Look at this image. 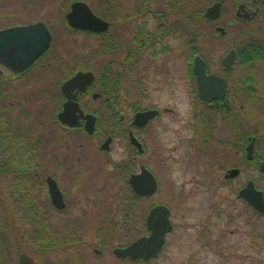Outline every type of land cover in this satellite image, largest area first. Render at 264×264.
Returning <instances> with one entry per match:
<instances>
[{
  "label": "rangeland",
  "instance_id": "1",
  "mask_svg": "<svg viewBox=\"0 0 264 264\" xmlns=\"http://www.w3.org/2000/svg\"><path fill=\"white\" fill-rule=\"evenodd\" d=\"M11 1L13 3L9 5L12 8L9 7L3 11L17 12L19 17L18 19L0 20L1 26L11 25L14 22L23 23L27 21V16L30 20L45 21L55 33L54 43L59 41V45L57 42L56 45L59 46L62 58L67 53V49L71 52L72 48H77L85 54L96 46L97 40L94 36L73 34L74 38L64 26L66 25L65 14L70 10V4L75 0H30V9L27 11L26 9L20 10V8L16 10L22 5V0ZM84 1L95 6L93 0ZM33 6L36 8L33 9ZM212 29V24L208 25L200 18L195 20V27L191 32L202 33L196 34V46L216 64L215 62L225 52L226 44L222 40L211 39L209 33L213 31ZM86 38L89 41L85 44ZM210 41L213 43H209ZM60 44H66L67 49ZM185 45H187L186 40L182 38V34H179L178 56L173 63H170L172 70L168 74L165 71L162 73L155 71V74L153 70H150L146 81L147 97L144 100L140 99L141 104L146 106L153 104L167 109L177 107V113H165L161 120L154 122L151 129H147L145 141L148 150L144 155L138 156L136 160L137 163H141L143 159L146 160L145 163L156 175L159 180L157 193L144 200L137 199L134 203L135 209H130L126 213L123 208L129 206L128 202L131 195L133 196V192L129 191L127 184L129 174L117 170L116 166L130 160L128 136L117 135L112 143V150L105 152L99 149V142L102 139L100 135L83 138L80 135L82 132L68 134L57 125V122L51 120L55 137L47 138V142L44 143L46 146L42 145L44 149H42L44 152L40 158L42 170L34 173L41 176L38 179V182L41 183V188L38 186L39 195L44 201L43 204L47 206L46 210L50 213L52 223L74 226L77 238L72 241L73 243L71 238L67 239L68 243L63 247L60 245L54 249L41 251L30 235H22L21 239L15 237L12 242V254L9 257L11 263L17 264L19 254L22 252L31 255L35 260L34 264L252 263V260H246L243 257V254L250 253L249 242L246 241L244 234L237 236L234 241L236 236L228 234L229 229L227 228L225 239H221L222 228L214 224L219 222V219L214 222L213 218H208L210 205L217 203L219 199L235 198L234 193L231 195L230 185L223 182L225 178L224 165L231 162L230 146L234 143L237 130L235 120H232L230 126L225 123L223 114L220 113L222 115L216 118V123L210 126L211 129L203 132L206 131V129L203 130L204 124H199V119L194 116L200 111L201 105L196 88L194 90L191 85L193 81L189 74L186 54H182L181 51L182 46ZM52 59L51 56L50 60ZM88 60V68L95 71L98 67L97 64L91 59ZM151 67L155 69L156 65ZM136 76L133 72L130 77ZM47 78H53L50 68L46 70L38 66L30 74V124L38 122V118L43 116L45 132L51 127H47L49 114L42 110V107L47 105L45 104L46 100L35 99V93L40 91L38 87L57 82L54 81L56 78L51 81ZM232 84L235 83L232 82ZM129 86L131 87V85ZM259 86L258 96L260 99L258 100L260 101H254L244 109L245 113L242 118L246 122L242 129V139L245 144L246 138L250 136L249 132H256L261 137L260 141L264 148V76ZM133 89L130 95L131 101L128 102L125 97L119 101L121 109L126 107L130 110L128 103L136 106L134 102L136 101L135 90L133 91ZM86 100L90 101L87 98L83 99V101ZM15 102L18 100L15 99ZM42 103L44 104L42 105ZM90 105L94 106L91 102ZM16 107L14 104V110ZM53 111L54 109H47L48 113ZM41 129L43 130V128ZM206 137L209 138L207 142ZM202 149H204L205 157H198L197 153L201 154ZM95 152L97 155L94 154ZM259 153L264 154V149L261 148ZM225 156H227V160L223 161ZM137 169L139 170V165L136 169L132 168L133 171ZM251 171L250 166L244 167L242 176L235 180L233 186L242 183L251 174L264 185V174L260 171L257 173ZM47 175H53L69 195L67 196L69 208L65 212L55 210L49 203V193L46 190L48 187L45 184ZM93 197L97 201V208L95 205H86L87 201L94 200ZM108 197L111 198L107 200ZM155 203L169 205L173 211L171 218L173 222L177 223V228L166 236L165 253L150 261L139 262L116 257L113 253L116 246L126 245L146 234L147 229L149 231L148 225L145 224L146 217ZM104 209L109 215L105 214L106 221L102 223L103 217L98 212ZM227 209L229 212L233 211L228 206ZM260 223H264V220H261ZM11 224L14 225L13 228L16 232L30 228V225L25 227L18 218ZM203 230L210 232L208 245H204L197 238L199 232ZM224 242L226 254L222 251L221 243ZM95 249L101 250L102 254L96 253ZM263 249L264 245H259L258 263L256 264H264Z\"/></svg>",
  "mask_w": 264,
  "mask_h": 264
},
{
  "label": "flooded vegetation",
  "instance_id": "2",
  "mask_svg": "<svg viewBox=\"0 0 264 264\" xmlns=\"http://www.w3.org/2000/svg\"><path fill=\"white\" fill-rule=\"evenodd\" d=\"M10 3L13 2L11 0H0V20L6 18L18 19L19 14L17 12L8 13L3 11V9L12 8L9 5ZM93 3L95 6H91L88 3L92 11L108 22L106 30L96 32L86 29H74L68 24L66 14V25L63 24L72 35L94 36L97 41L96 46L93 49L91 48L92 50L83 54L79 49L71 47L72 50L70 52L65 47L66 44H60V46L62 45L67 49L64 58L59 54V57L55 58V56H52L53 59L50 60L57 41L54 43L56 39L55 33L47 24L54 36L50 51L46 52L31 66L29 65L18 72L0 62V228L8 220L7 216H10L12 223L17 219L18 197L15 188L19 161H21V164L25 163L28 165V174L30 175L31 72L38 66L47 70L49 68H58V65H62L64 69L67 68L74 71L62 81L60 89L67 79L80 70H90L95 74V79L87 90L77 93V101L84 115L92 114L95 116L96 131L94 133L87 131L85 127L86 118L81 117L79 111L76 115L80 116L78 121L81 125L70 126L59 121L57 125L68 134L82 132L80 135L83 138L100 135L102 139L99 142V149L105 152L112 150V143L117 135H127L129 139L128 150L131 152L129 164L134 169L139 165V170L130 171L128 177V188L130 192H133L130 176L132 173L139 172L142 165L148 166L144 159L141 163L136 161L138 156L144 155L148 150L145 141L147 129H151L154 122L161 120L165 113H177V107L167 109L153 104L148 106L141 104V100L147 97V75L150 70H153L155 74V71L157 73L165 71L168 74L172 70L170 63L177 59L179 34H182V38L186 40L187 45L182 46L181 51L182 54H186L189 63V74L193 81L191 85H193L194 90L196 88V94L201 105L200 111L194 116L199 119V124H204L203 130L206 129V131L203 132L211 129L210 126L216 123V118L222 114L225 123L230 126L233 122L232 120H235L234 123L237 130L234 143L230 146V151L232 152L230 155L231 162L230 164L227 163L228 166L224 165L225 178L223 182L230 185L231 195L234 193L235 198L219 199L217 203L210 205L208 207V210H210L208 218H213L214 222L219 219V222L214 224L222 228L221 239H225L227 228L229 229L228 234L236 236L234 241L237 236L244 234L246 241L249 242L250 253L243 254V257L246 260H252V263L249 264L258 263L259 245H264V223H260L261 220H264V212H260L256 205L240 195V192L250 180L253 181L256 189L263 192L264 185L252 174L235 187L233 184L236 179L242 176L241 173L246 166H250L252 173L260 171L264 174V169L262 168L264 154L259 153L261 148L264 149L260 141L261 137L256 132L250 131V136L246 138L245 144L242 139V129L245 127L246 122L242 118L245 113L244 109L254 101H260L258 100L260 99L258 96L260 92L259 85L264 76V0H93ZM19 8L20 10L26 9V11L30 9V0H22V5L16 10H19ZM27 17V21L23 23L14 22L4 27L0 25V31L41 21L30 20L29 16ZM200 18L208 25H213V31L209 33L211 39H219L226 44L225 52L215 62L216 64L196 46V34L200 35L202 33L191 32L192 28L195 27V20ZM196 24L198 25L197 22ZM74 35L73 37L75 38ZM87 41L89 40L86 38L85 44ZM57 43L59 45V41ZM209 43L213 42L210 41ZM228 55H233L234 58L230 68L226 66L224 61ZM197 56H201L204 59L207 74H215L226 79L227 85L224 97L214 98L209 101L200 99L197 77L194 72L195 58ZM88 59L97 64L98 67L95 71L88 68ZM153 65H156L155 69H152L151 66ZM133 72L137 76L131 78L130 76ZM251 77H255V79ZM232 82L235 84H232ZM129 85H131L132 89L134 88L133 91L135 90L136 101L134 102L136 106L128 103L130 110L126 107L121 109L119 101L122 97H125L128 102L131 101L132 89ZM62 94L63 100L57 114L63 110V104L66 101V96L63 92ZM84 98L90 101H83ZM15 99L18 102H15ZM90 102L96 107L91 106ZM14 104L17 106L15 110ZM146 110H157L158 113L144 126L134 124L136 113ZM204 114L207 115L209 121L203 119ZM131 134L142 144V151L132 143ZM108 138H111L108 148L102 149V145ZM254 138L253 157L248 159L247 148ZM208 139L207 137L205 138L206 142ZM203 150L201 154L197 153L198 157H205ZM94 154L97 155L96 152ZM24 155L26 162H23ZM225 160H227V156L223 159V161ZM233 168H239L240 173L235 177H227V174ZM157 181L159 189V180L157 179ZM47 187L49 193L48 183ZM59 187L63 193L65 207L63 209L56 208L52 203L50 193L49 203L55 210L65 212L69 208V200L67 198L69 195L61 184H59ZM133 195L134 198L141 200L153 196L136 195L134 193ZM95 197H93L94 200L87 201L86 205H95L97 208ZM110 198L108 197L107 200ZM228 199L230 200L228 201ZM130 200L128 202L129 205ZM161 204L167 205L165 203H155L151 209ZM167 206L170 208V219L173 225L170 232H172L177 228V223L173 222L171 218L173 211L169 205ZM227 206L232 208L233 211L229 212ZM98 213L103 217L101 222L104 223L106 221L105 216H108L109 213L106 214L107 211L105 209ZM147 218L148 215L146 217V225ZM148 234L149 231L147 229V233L141 236ZM197 238L204 245H208L210 243L209 230L199 232ZM221 245L222 251L225 253V242L221 243ZM166 246L167 238L162 252L156 258L165 253Z\"/></svg>",
  "mask_w": 264,
  "mask_h": 264
},
{
  "label": "water",
  "instance_id": "3",
  "mask_svg": "<svg viewBox=\"0 0 264 264\" xmlns=\"http://www.w3.org/2000/svg\"><path fill=\"white\" fill-rule=\"evenodd\" d=\"M68 24L74 29H86L92 31H104L108 28V22L97 16L89 4L85 1H74L71 9L66 14ZM53 34L44 21L30 23L27 26H16L0 31V62L8 65L12 70L22 71L36 60L42 57L50 48ZM225 64L231 67L234 61L233 55L225 57ZM194 72L197 77L199 97L201 100L209 101L214 98L224 97L226 94L227 81L224 77L215 74H207L206 63L201 56L195 58ZM95 79L92 71H78L75 75L67 79L62 84V92L66 96L63 110L57 117L70 126H79V117L86 118V129L93 133L96 129V118L92 114L84 115L82 108L77 101V93L86 91ZM81 115H76L77 112ZM157 110H146L136 113L134 124L144 126L148 121L157 115ZM132 143L140 151L143 150L139 140L131 134ZM111 138H108L102 145V149L108 148ZM255 138L247 148V158L253 157ZM264 169V161L262 162ZM240 173L239 168H233L227 177H235ZM49 193L52 203L58 209L65 207L63 193L57 180L49 175L47 177ZM130 183L136 195H153L158 189L156 175L146 165L141 166L139 172L132 173ZM240 195L254 203L260 212H264V192L255 188L253 181L241 190ZM149 235L136 238L125 246H116L113 253L121 259L132 261L150 260L157 257L162 252L166 241V233L172 230L173 225L170 219V208L167 205L154 206L147 218ZM97 253L101 250L95 249ZM34 258L27 252H22L19 256L18 264H34Z\"/></svg>",
  "mask_w": 264,
  "mask_h": 264
},
{
  "label": "trees",
  "instance_id": "4",
  "mask_svg": "<svg viewBox=\"0 0 264 264\" xmlns=\"http://www.w3.org/2000/svg\"><path fill=\"white\" fill-rule=\"evenodd\" d=\"M35 8L36 6H33V9ZM59 54L60 51L58 49V46L55 45L51 56H55V58H57L59 57ZM50 71L53 78H56L54 81L57 82L55 84L48 83L47 85L38 87L40 91L35 93V99L46 100L45 104L47 105H45L46 107L43 106L42 110L49 114L47 127H51L47 130V132H45L43 125L45 118L43 116L38 118V122L32 123L33 125L30 124V175L28 174V165H26L25 163L21 164V161H19L20 164H18V176L16 179L15 190L18 197L17 218L21 220L22 224L25 227L27 225H30V228H26L25 230L16 232L13 228L14 225L11 224L12 220L10 216H7L8 220L4 222L2 227L0 228V264H13L10 262L9 257L12 254V242L14 241L13 239L15 237L17 239H21L20 236L22 235H30V238L35 241V244L39 249H41V251H44L46 249H54L55 247L60 245H62L63 247V245H66V243H68L67 239L71 238L72 242L77 238L74 233V226H62L60 224L52 223L50 213L46 210L47 206L43 204L44 201L41 198V195H39L40 192L38 190V186L41 188V183L38 182V179L41 178V176H39L38 173H34L36 171L42 170L40 162V158L44 152L42 145L46 146L44 143L47 142V138L55 137L51 120L57 122V112L59 111L61 102L63 100V94L60 89L61 83L64 79H66L68 76H70V74L74 72L72 70H68L67 68H62V65H58V68H50ZM53 78L47 79L51 81L53 80ZM251 78L255 79V77ZM43 104L44 103H42V105ZM47 109H54V111L52 113H48ZM203 119L205 121H209V118L205 114L203 115ZM41 128H43V130ZM23 162H26L25 155L23 156ZM132 168L133 167L129 164V162L126 161L122 162L121 164L119 163L116 166L117 170H122L126 174H129L130 171H133ZM127 183H129V181H127ZM45 184L47 185L46 182ZM46 190L48 192V189ZM133 196L131 195V197ZM132 200H130L131 202L128 207L126 206L125 208H123L126 213H128L130 209H135L134 203L136 202L137 198H133Z\"/></svg>",
  "mask_w": 264,
  "mask_h": 264
}]
</instances>
